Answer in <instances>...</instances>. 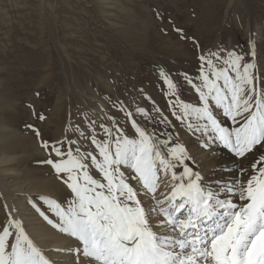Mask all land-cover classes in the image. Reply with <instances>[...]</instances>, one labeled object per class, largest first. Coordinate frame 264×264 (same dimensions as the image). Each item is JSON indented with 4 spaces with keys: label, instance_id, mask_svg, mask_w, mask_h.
Returning a JSON list of instances; mask_svg holds the SVG:
<instances>
[{
    "label": "rangeland",
    "instance_id": "374dc122",
    "mask_svg": "<svg viewBox=\"0 0 264 264\" xmlns=\"http://www.w3.org/2000/svg\"><path fill=\"white\" fill-rule=\"evenodd\" d=\"M249 31L257 35L255 40ZM263 31L264 0H0V230L10 218L20 221L50 264H80L79 253L73 251L78 241L40 215L57 219L41 197L64 204L71 196L60 178L67 179L66 174L58 176L45 161L62 158L51 151L54 145L65 153L71 149L76 154L79 147L98 156L89 137L112 141L120 135L117 128L138 139L131 120L153 138L163 155L180 144L189 167L195 168V159L202 161L205 183L218 176L215 162L206 159L227 148L219 142L204 147L214 134L187 125L206 121L191 114L185 117L178 106L170 109L169 104L178 96L202 106L187 81L201 84L197 78L202 71L213 79V70L227 68L229 52L242 55L241 63L255 62L264 89ZM201 56L206 59L201 61ZM161 72L177 86L175 96L166 95L170 89ZM214 112L223 127L237 126L221 110ZM41 115L43 120L38 119ZM163 140L169 141L167 146L159 143ZM227 153L238 166L229 149ZM226 160L223 157L221 165ZM91 174L99 178L95 171ZM157 175L160 187L154 195L163 199L170 193L164 185L175 182L170 172ZM141 199L147 206L151 194ZM9 230L12 241L16 229Z\"/></svg>",
    "mask_w": 264,
    "mask_h": 264
},
{
    "label": "snow or ice",
    "instance_id": "6c2138e0",
    "mask_svg": "<svg viewBox=\"0 0 264 264\" xmlns=\"http://www.w3.org/2000/svg\"><path fill=\"white\" fill-rule=\"evenodd\" d=\"M243 60L242 55L229 52L224 60L227 68L213 70V79L202 71L197 78L201 84L187 81L202 106L186 103L178 96L169 104L170 109L178 106L185 117L191 114L197 121H206L187 125L190 130L214 134L204 147L219 142L237 158L238 166L224 169L234 178L228 182L217 180L214 189L185 163L189 157L182 145L168 147L167 156L163 155L152 143L153 138L131 120V114L128 116L138 139L129 138L119 128L116 131L120 135L112 141H99L92 135L89 138L98 156L82 152L79 147L73 154L71 149L65 153L52 146L51 151L62 158L45 163L58 176L66 174L67 179L60 178L71 196L64 204L40 198L57 218L55 221L39 208L37 211L52 227L78 241L73 251L79 253L80 264H264V89L255 62L241 63ZM207 63L213 67L210 59ZM161 75L170 89L166 95L175 96L177 86L163 72ZM214 109L221 110L237 126L223 127ZM136 111L147 115L142 108ZM172 114L182 120L175 111ZM101 128L112 135L111 130L103 125ZM35 132L39 138V130ZM159 143L167 146L169 141ZM42 146L48 148L47 142ZM250 155L256 158L249 160ZM177 166L182 171H174ZM93 171L99 178L91 174ZM158 171L170 172L175 182L163 199L154 195L160 187ZM150 194L151 202L146 206L141 197ZM10 227L16 229L12 241L8 240ZM0 264L50 261L20 221L10 218L0 230Z\"/></svg>",
    "mask_w": 264,
    "mask_h": 264
},
{
    "label": "bare ground",
    "instance_id": "6f19581e",
    "mask_svg": "<svg viewBox=\"0 0 264 264\" xmlns=\"http://www.w3.org/2000/svg\"><path fill=\"white\" fill-rule=\"evenodd\" d=\"M248 33V32H247ZM249 36L251 37V39H252V41L253 40H255L256 38H257V35L256 34H253L252 32H250L249 31ZM262 38L264 39V31H263V33H262ZM257 46L258 45H260V44H256ZM256 45H255V47H256ZM262 47H263V50H264V41H263V43H262ZM261 67H264V66H262L261 65ZM239 119L240 118H242V117H238ZM225 124V126L227 125V122H224ZM222 126H223V123H222ZM227 151H228V149H226V150H216V152H214V155H213V157L212 158H208V159H206V161H210L211 160V162L210 163H213V162H215V163H213L214 165V168L216 169V174H218V176H216V177H210L209 179H208V181H206V185H208L210 188H216V181L217 180H221V181H224V182H228V181H231L233 178H234V176L230 173V172H228V171H225L224 169H229V168H233V167H236V162H232L233 160H232V157L231 156H228L229 154L227 153ZM209 154V153H208ZM223 157H228V160L230 159L231 161H228V160H226L222 165H221V162L223 161ZM250 157V159L249 160H252V159H254V158H256V157H254V156H252V155H250L249 156ZM213 159V160H212ZM202 163V161H199V160H197V159H195V168L193 169V171L194 172H199L200 173V167H199V165ZM235 163V164H234ZM212 165V164H211ZM210 167V166H209ZM211 168H213V167H211ZM201 174V176L204 174V172L203 173H200ZM208 175V174H207ZM214 176V175H213ZM245 177H242L241 179H244ZM204 182H205V180H204ZM168 184L167 185H164L165 187H167L168 188V193L169 192H171V185L173 184L172 182L171 183H169V182H167ZM42 186H45V184H44V182L42 183ZM164 186H162V189H164ZM39 192H44V190H38ZM161 192V191H160ZM158 197H159V195H158ZM162 197V196H161ZM156 230H159V229H156ZM78 246V245H77ZM75 247V246H74ZM76 249V248H75ZM69 255H70V252H69ZM71 257V256H70ZM79 260H81V258L80 259H78V261ZM74 261V260H73ZM80 262V261H79ZM76 263V262H75ZM70 264H72V263H70ZM74 264V263H73ZM77 264V263H76Z\"/></svg>",
    "mask_w": 264,
    "mask_h": 264
}]
</instances>
